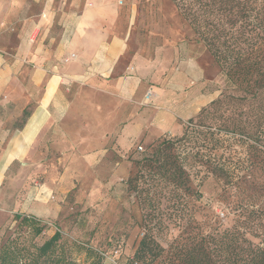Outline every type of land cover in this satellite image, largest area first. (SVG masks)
<instances>
[{
	"label": "crops",
	"instance_id": "obj_1",
	"mask_svg": "<svg viewBox=\"0 0 264 264\" xmlns=\"http://www.w3.org/2000/svg\"><path fill=\"white\" fill-rule=\"evenodd\" d=\"M138 16L131 0H0V180L35 175L41 204L122 181L133 150L213 100L187 46L143 36Z\"/></svg>",
	"mask_w": 264,
	"mask_h": 264
},
{
	"label": "trees",
	"instance_id": "obj_2",
	"mask_svg": "<svg viewBox=\"0 0 264 264\" xmlns=\"http://www.w3.org/2000/svg\"><path fill=\"white\" fill-rule=\"evenodd\" d=\"M171 2L238 94V112L220 121L228 106L212 100L187 120L179 138L155 141L151 153L134 162L125 184L141 210L142 232L128 264H154L162 255L167 264H264V0ZM222 131L245 138L247 159L217 155L222 145L215 137ZM193 177L198 186L212 179L229 194L227 224L218 217L198 221L192 202L204 195L192 187ZM13 220L15 229L7 228L0 244V264H75L72 255L103 262V252L63 240L59 230L35 242L46 227L33 216L17 213ZM172 229L177 235L169 241Z\"/></svg>",
	"mask_w": 264,
	"mask_h": 264
},
{
	"label": "rangeland",
	"instance_id": "obj_3",
	"mask_svg": "<svg viewBox=\"0 0 264 264\" xmlns=\"http://www.w3.org/2000/svg\"><path fill=\"white\" fill-rule=\"evenodd\" d=\"M131 1L136 5L141 24L140 32L143 36H151L157 44L170 43L176 46L184 44L191 56L196 58L204 73L205 95L213 96V100L220 99L223 109L226 108L225 103L228 106L220 121L231 113L232 116L236 115L238 94L233 92V87H228L219 67L205 46L192 33L171 0ZM239 103L243 105L244 111L247 110L246 101ZM180 136L181 134L168 138H179ZM215 138L220 139L217 147L222 145L217 148V155L223 154V157L234 161L238 158H248L244 137L227 135L222 131ZM190 139L194 141V137ZM153 147V143L142 146L141 151L135 149L128 155L127 174L122 181L119 180L112 184L102 180L98 187H93L94 181H86L83 188L74 189L60 203H54L52 197L42 204L36 200V196L28 199L27 193L38 187L42 180L35 179V175L31 179L22 178L21 174L17 173L18 169L14 170L16 178L10 177V171H8L0 180V244L4 240L5 230L15 229L17 222L13 220V216L19 213L33 216L45 225L43 234L34 239L37 243H42L59 230L63 240L75 241L103 252L102 264H128L141 237L142 213L134 193L127 191L125 181L136 171L134 162L151 153ZM17 166L20 167V165ZM26 170L27 167H23L24 174ZM198 183V178L193 177L192 187L204 195L202 202H192L198 221L210 224L218 217L221 222L227 224L226 217L229 211L227 203L231 200L229 194L216 187L212 179L206 180L200 186ZM211 197H215V200L212 206H208L206 202ZM165 205L167 203L163 201L162 207ZM26 208L29 210L27 211ZM37 209L40 212H35ZM176 235V229H172L165 238L171 241ZM72 257L75 264L88 263H84V255H72ZM165 258V255L160 256L154 264H167Z\"/></svg>",
	"mask_w": 264,
	"mask_h": 264
},
{
	"label": "built area",
	"instance_id": "obj_4",
	"mask_svg": "<svg viewBox=\"0 0 264 264\" xmlns=\"http://www.w3.org/2000/svg\"><path fill=\"white\" fill-rule=\"evenodd\" d=\"M72 58H74V55H70V57L65 58V59L63 60V62H68L69 59H72ZM150 96H151V92H148V93L145 95L144 100H145V101H149V100H150ZM136 149H137L138 151H141V150H142V147H141V146H138Z\"/></svg>",
	"mask_w": 264,
	"mask_h": 264
}]
</instances>
